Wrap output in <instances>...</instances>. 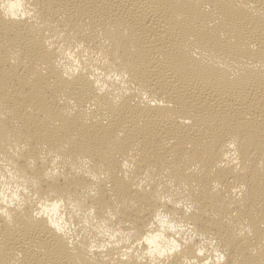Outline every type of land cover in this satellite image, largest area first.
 <instances>
[{
  "label": "bare ground",
  "instance_id": "obj_1",
  "mask_svg": "<svg viewBox=\"0 0 264 264\" xmlns=\"http://www.w3.org/2000/svg\"><path fill=\"white\" fill-rule=\"evenodd\" d=\"M12 2L0 0V159L31 195L0 217V264H126L121 248L88 252L93 229L134 230V243L160 207L214 237L227 264H264V0H25L26 19L6 18ZM80 44L67 78L58 62ZM45 198L77 205L71 247L33 216Z\"/></svg>",
  "mask_w": 264,
  "mask_h": 264
},
{
  "label": "clouds",
  "instance_id": "obj_2",
  "mask_svg": "<svg viewBox=\"0 0 264 264\" xmlns=\"http://www.w3.org/2000/svg\"><path fill=\"white\" fill-rule=\"evenodd\" d=\"M2 7L3 5L0 4V8ZM4 11L6 18L11 19H26L34 15V11L25 3V0H14V2L7 5ZM45 43L51 48L49 41H45ZM82 47L83 45L80 44L74 50L67 49L63 52L65 59L59 60L58 63L62 65V74L65 77L71 78V75H75L81 70L80 60L77 58L76 53ZM87 54V51H85V57ZM93 72L96 75L89 76V79L94 80V86L100 92H103L107 88V84H104L101 80L103 74L99 73L97 69H93ZM113 78L117 81L121 79L118 75L104 77V79L109 80ZM227 147L231 151L225 153L223 159L229 161L239 169V153L236 151L235 142H230ZM18 151L19 149L16 150V152ZM59 160V156H55L52 159L51 167L45 171V178H51L59 174L60 170L56 167ZM32 164H34V161L30 160L29 165L31 166ZM122 167L125 169L129 168L128 162L124 161ZM0 169H2L0 171V217L11 223L12 212L10 209L21 210L27 202L25 197L31 194L26 186L27 182L18 175L12 161L0 159ZM92 179L95 180L97 177L92 176ZM243 188L244 186L241 185L239 189L233 188L232 191L233 193L242 195ZM90 195H95V192H90ZM32 198L36 199L35 195H32ZM159 199L161 204L167 203L172 204L177 209L182 208L184 216L190 215L194 209V206L190 202L178 200L173 203L171 197L168 196H161ZM67 207L71 209V213L66 211L63 199L49 202L45 198L36 204L33 216L37 219L45 218L49 227L57 234L64 236L67 239L69 247H71L74 243L72 237L76 230L72 214L79 217L81 213L75 203H69ZM94 211L93 208H89L84 214L85 218L82 220L83 226H89L88 218H93ZM108 215L110 219H116L111 211L108 212ZM93 223H95L94 218ZM93 230L102 239L99 244H97L96 239H92L88 245V252L90 254L94 252L103 253L108 248H121L120 253L114 256L113 259H119L122 262H126V264H131L133 256L137 264H170V261L175 256L180 255L189 245L195 246L194 253L191 258L182 256L181 264H227V255L219 249L214 237L206 236L203 232L198 231L194 224L185 222L178 214L166 212L163 207L155 210L152 219L146 225L144 234L139 239H136L134 243L133 237L136 235L134 230L125 232L120 230L119 227L115 230L107 227L95 228ZM247 231L250 234L251 230L247 229ZM79 239L80 237L77 236L76 240ZM122 245H128V247H121Z\"/></svg>",
  "mask_w": 264,
  "mask_h": 264
}]
</instances>
